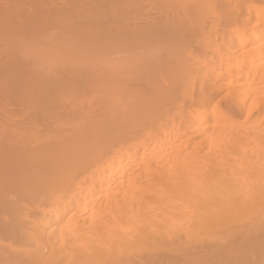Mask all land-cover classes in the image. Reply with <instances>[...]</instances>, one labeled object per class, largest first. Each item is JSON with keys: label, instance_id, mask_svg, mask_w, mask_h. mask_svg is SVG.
Returning <instances> with one entry per match:
<instances>
[{"label": "bare ground", "instance_id": "1", "mask_svg": "<svg viewBox=\"0 0 264 264\" xmlns=\"http://www.w3.org/2000/svg\"><path fill=\"white\" fill-rule=\"evenodd\" d=\"M0 264H264V0H0Z\"/></svg>", "mask_w": 264, "mask_h": 264}]
</instances>
